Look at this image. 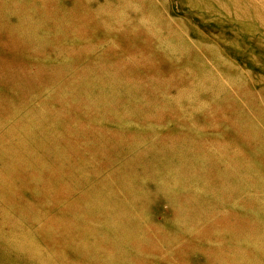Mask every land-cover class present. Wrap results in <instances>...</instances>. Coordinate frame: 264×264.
Returning <instances> with one entry per match:
<instances>
[{"label":"rangeland","instance_id":"obj_1","mask_svg":"<svg viewBox=\"0 0 264 264\" xmlns=\"http://www.w3.org/2000/svg\"><path fill=\"white\" fill-rule=\"evenodd\" d=\"M0 264H264V0H0Z\"/></svg>","mask_w":264,"mask_h":264}]
</instances>
